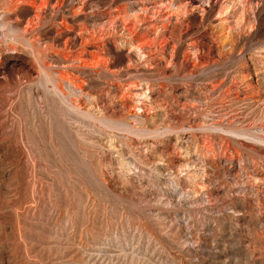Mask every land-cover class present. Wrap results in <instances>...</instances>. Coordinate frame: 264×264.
<instances>
[{"label": "rangeland", "instance_id": "rangeland-1", "mask_svg": "<svg viewBox=\"0 0 264 264\" xmlns=\"http://www.w3.org/2000/svg\"><path fill=\"white\" fill-rule=\"evenodd\" d=\"M7 8L0 264H264V0Z\"/></svg>", "mask_w": 264, "mask_h": 264}, {"label": "bare ground", "instance_id": "bare-ground-1", "mask_svg": "<svg viewBox=\"0 0 264 264\" xmlns=\"http://www.w3.org/2000/svg\"><path fill=\"white\" fill-rule=\"evenodd\" d=\"M47 1H51V0H47ZM10 11H11V9L7 8V13L5 15H3L1 17V20H0V23H1L0 24V49L3 46H5L7 48H16V49L19 47L25 51L31 52V54L36 57L37 53H36L35 42H37V41H35V42L31 41L32 32H30V30H27V29H22L21 15L20 14L11 15ZM24 28H26V27H24ZM54 42H56V41L54 40ZM75 58H77V57H75ZM59 92H61V91L59 90L57 93L59 94Z\"/></svg>", "mask_w": 264, "mask_h": 264}]
</instances>
